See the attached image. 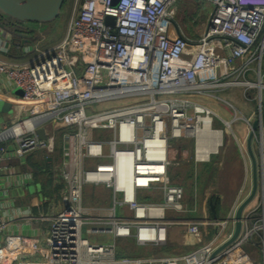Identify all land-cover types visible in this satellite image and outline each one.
Masks as SVG:
<instances>
[{
	"label": "built area",
	"instance_id": "obj_1",
	"mask_svg": "<svg viewBox=\"0 0 264 264\" xmlns=\"http://www.w3.org/2000/svg\"><path fill=\"white\" fill-rule=\"evenodd\" d=\"M181 1L73 0L61 42L29 63L0 59V76L22 90L16 101L22 116L0 127V144L8 143L0 160L37 150L50 158L59 131L65 186L60 211L28 218L49 222L43 243L7 236L0 264H257L260 257L264 264V0H197L213 12L196 39L177 23ZM234 86L259 91L260 115L234 117L250 132L258 121L259 197L245 209L237 239L218 251L232 237L235 212L251 190H240L223 220L181 219L197 209L188 208L186 190L170 169L180 165L173 157L178 143L194 139L197 146L206 122L221 132L218 149L224 146L232 122L221 120L224 129H216L219 116L199 100H223L215 93ZM88 187L109 192L110 204L84 206ZM147 191L161 199L146 200ZM173 228L200 246L173 256L119 250L118 240L145 249L168 245ZM210 228L215 236L203 242ZM4 229L0 218V233ZM84 234L114 241L92 243Z\"/></svg>",
	"mask_w": 264,
	"mask_h": 264
},
{
	"label": "crops",
	"instance_id": "obj_2",
	"mask_svg": "<svg viewBox=\"0 0 264 264\" xmlns=\"http://www.w3.org/2000/svg\"><path fill=\"white\" fill-rule=\"evenodd\" d=\"M188 1L192 2L193 0ZM0 24V59L13 63H29L33 61L40 54L61 42L65 36L64 33L63 36L55 42L43 45L42 42L44 38L41 39V37L37 36H41L42 31H45L44 28L48 29V27H50L48 25H23L1 16ZM18 33L25 34L31 37V39L26 43L24 39L17 36ZM190 37L194 39L199 38L194 36ZM252 92L253 90L243 86L229 87L219 91L217 96L229 103L231 108L217 105L218 103L211 98H201L199 101L217 113L219 118L214 121V127L216 129H221V127L224 126L221 120L233 123L235 115L254 118L253 113L255 112L254 104H256L257 90L255 94H252ZM20 96H22V90L13 87L4 76H0V127L13 124L22 116L20 108L16 104L17 98ZM59 134L60 132L58 131L55 152L50 158L47 157L45 151L37 150L23 159L16 158L15 156H6L4 159L0 160V218L5 224V229L0 233L1 245L5 244V238L10 235L33 237L40 243H43L49 222L47 220L32 222L28 218H48L63 208L65 186L60 179L62 169L61 163L63 160V141ZM249 134V132L248 134L246 133L242 138H238L234 134L240 150L241 147L243 150L246 149L247 152L244 153L247 156L248 150L246 142ZM253 142L252 144H254ZM7 145V142L1 143L0 149H4ZM177 147V151L173 152V157L178 159L180 165L175 167L181 170L182 165H188V189L186 188V182H182V179L178 178L177 173H174L175 167L170 169V175L175 184H179L187 190L186 205L188 208H193V206L196 205L197 209L195 213L181 214L179 217L181 219L183 217L185 219L194 220L204 218L210 220L225 219L235 205L239 193L233 200L232 207L228 213L224 215H221L222 212L218 206L219 202L217 201L218 197H216L217 200L214 197H210L208 199L209 206L210 200L212 199L217 207L215 216L212 213V216L209 218L206 216L207 209L205 208L206 203L204 200L205 191H203L202 187V181L204 179L203 174L213 170L214 162L212 161L215 157H220L221 148L218 152H210L208 154V159L201 160L199 158L197 162L195 160V151L198 154V145L196 146L194 139L182 140L178 143ZM242 188L245 191L248 189L247 181L244 182ZM104 191L105 190H103V192ZM105 193L108 194L109 201L110 194L107 191H105ZM187 194L189 199L187 198ZM144 196L146 200L157 201L161 199V196L156 191H147L144 193ZM170 237L168 245L155 249L147 248L150 249V251L142 247L138 248L132 239L118 240V247L121 253L130 256H139L153 255L154 251H163L164 249L173 250L175 252L178 251V255H183L189 253L182 252L183 248H191L194 250L196 247L200 246V241L185 234L181 228H173ZM206 237L207 236L203 239L204 242H206ZM107 239L111 240L109 243L114 241L110 236L103 238V240ZM132 247H137L140 250L132 252Z\"/></svg>",
	"mask_w": 264,
	"mask_h": 264
},
{
	"label": "rangeland",
	"instance_id": "obj_3",
	"mask_svg": "<svg viewBox=\"0 0 264 264\" xmlns=\"http://www.w3.org/2000/svg\"><path fill=\"white\" fill-rule=\"evenodd\" d=\"M72 4L73 0H66L65 5L63 7L62 13L59 17V19L48 26V29L44 28L45 31H42L41 39L44 38V41L42 42L43 45L53 43L56 40L60 39L63 34L65 33V30L67 28V24L69 21V17L72 11ZM180 8V9H179ZM178 8V14H177V23L183 28L184 32L188 36H194L199 37L203 34L206 26V20L210 16V14L213 12V7L211 5H206L205 3H201L199 1L193 0L192 2H189L188 0H182L180 2ZM40 41V40H39ZM240 90V89H239ZM252 94L256 93V104H254L255 108L254 111L256 114L260 115V108H259V92L258 89L254 88ZM216 92L215 95H218ZM262 99L264 100V91ZM215 102H217V105H223L226 107H230V104L223 100L216 99ZM264 109V105H263ZM100 110V108L98 109ZM97 110V111H98ZM221 129H224V126L221 127ZM224 146L221 148L220 151V157H215L212 162H214L213 170L209 173L203 174V191H205L204 200H205V208L207 209V214L209 218L212 216V212L209 206V198L218 197L216 200L219 202V207L222 212L221 215H224L225 213H228L230 208L232 207V202L238 195L239 191L241 190L243 184L245 181L248 183V189L247 194L251 190V180H252V171H251V163L249 157L244 153L243 148L239 147V144L237 143L236 139L234 138V135L232 134V131L230 129H224ZM232 130L233 133L238 137L242 138L246 133H250L248 126L243 121H237L232 123ZM254 144H252L253 152L257 158V162L259 161V146L258 141L253 140ZM242 164V165H241ZM188 165H182V169L176 168L174 170V173H177L178 178L182 179V182H186V188L188 189V177H187V168ZM258 181L259 174H258ZM186 190V189H185ZM187 191V190H186ZM85 200H84V206L87 207H103L106 206L109 203L108 201V194L103 192V189L98 188H86L85 189ZM259 195H257L252 202L250 206H253L256 204L257 199ZM187 198L189 199V196L187 194ZM217 207V206H216ZM121 214V211L118 212ZM210 230V235L206 237V242L210 241L215 236V231L213 229ZM208 230V231H209ZM206 236V235H205ZM204 236V237H205ZM84 237L89 239L90 242H106L109 243L111 241L110 239L103 240V238H97L95 236H88L84 234ZM204 242V241H203ZM176 245V244H175ZM170 246V245H169ZM139 248V247H138ZM137 247H132L131 251L136 252L138 249ZM145 249V248H144ZM180 249V248H177ZM147 251H150V249H146ZM145 250V251H146ZM193 249L191 248H183L182 252H190ZM250 250V249H249ZM154 256H173L178 255V251L175 252L173 250L164 249L163 251H154ZM257 264H263L262 257L259 258L257 261Z\"/></svg>",
	"mask_w": 264,
	"mask_h": 264
},
{
	"label": "water",
	"instance_id": "obj_4",
	"mask_svg": "<svg viewBox=\"0 0 264 264\" xmlns=\"http://www.w3.org/2000/svg\"><path fill=\"white\" fill-rule=\"evenodd\" d=\"M66 0H0V16L3 18H9L19 24L28 25H43L47 26L55 23L63 10ZM114 18L108 17L106 19L107 24H114ZM1 26V24H0ZM16 35V34H15ZM17 36L24 39V42H28L31 37L18 33ZM28 38V39H27ZM27 39V40H26ZM258 126V121H255L252 125V131L247 138V150L248 156L251 163L252 171V189L249 196L239 205L235 212V227L232 237L219 248L221 251L230 243L235 241L240 235L242 230V216L245 209L253 201L257 195L259 188L258 181V163L257 158L252 149V142L254 139V134ZM37 135L40 139L45 138L43 130H38ZM210 209L212 213L216 214V204L213 200H210Z\"/></svg>",
	"mask_w": 264,
	"mask_h": 264
},
{
	"label": "bare ground",
	"instance_id": "obj_5",
	"mask_svg": "<svg viewBox=\"0 0 264 264\" xmlns=\"http://www.w3.org/2000/svg\"><path fill=\"white\" fill-rule=\"evenodd\" d=\"M221 142V132L211 129L209 123L206 122L204 130L198 138V157L201 160L208 159L210 152H218Z\"/></svg>",
	"mask_w": 264,
	"mask_h": 264
},
{
	"label": "trees",
	"instance_id": "obj_6",
	"mask_svg": "<svg viewBox=\"0 0 264 264\" xmlns=\"http://www.w3.org/2000/svg\"><path fill=\"white\" fill-rule=\"evenodd\" d=\"M122 254H125V253H122Z\"/></svg>",
	"mask_w": 264,
	"mask_h": 264
}]
</instances>
